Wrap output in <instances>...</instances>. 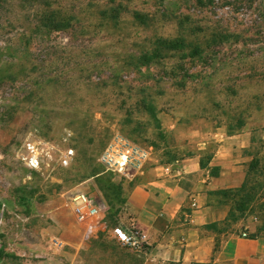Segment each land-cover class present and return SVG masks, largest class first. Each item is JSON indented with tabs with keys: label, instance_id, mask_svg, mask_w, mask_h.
<instances>
[{
	"label": "rangeland",
	"instance_id": "1",
	"mask_svg": "<svg viewBox=\"0 0 264 264\" xmlns=\"http://www.w3.org/2000/svg\"><path fill=\"white\" fill-rule=\"evenodd\" d=\"M52 11L66 28L45 26ZM176 37L185 38L182 51L143 62L157 39ZM236 135L252 141L249 187L264 199V0H0L4 263L70 264L75 249L65 243H75L78 229L80 240L97 247L86 261L107 263L103 242L119 212L109 188L139 172L121 176L102 164L117 138L145 154L144 169L206 158L222 136ZM41 139L55 148L43 175L19 159L25 143ZM79 193L102 206L89 223L74 214L71 198ZM88 224L98 239L83 240ZM116 248V264L143 262Z\"/></svg>",
	"mask_w": 264,
	"mask_h": 264
},
{
	"label": "crops",
	"instance_id": "2",
	"mask_svg": "<svg viewBox=\"0 0 264 264\" xmlns=\"http://www.w3.org/2000/svg\"><path fill=\"white\" fill-rule=\"evenodd\" d=\"M220 141L203 167L201 157L195 156L149 166L123 179L125 201L116 226L137 232L144 247L118 249L139 256L141 264H264V199L257 194L242 212L238 210L253 161L246 151L252 141L245 135L222 136ZM245 159L249 161L244 177ZM213 168H218L216 176L211 175ZM81 232H75L74 244L65 243L67 250L75 249L70 264H90V251L95 258L97 247L80 240ZM91 239H98L94 232ZM103 244L106 264H116L119 252L112 231ZM4 249L0 247V264H7Z\"/></svg>",
	"mask_w": 264,
	"mask_h": 264
},
{
	"label": "built area",
	"instance_id": "3",
	"mask_svg": "<svg viewBox=\"0 0 264 264\" xmlns=\"http://www.w3.org/2000/svg\"><path fill=\"white\" fill-rule=\"evenodd\" d=\"M54 152V146L46 140L29 141L23 145L19 159L29 171L43 175L53 162ZM72 155V150H66L59 161L60 164L67 165ZM144 161L145 154L123 138H117L116 141L112 142L101 156V162L106 169L121 176H126L128 168L141 171ZM71 203L77 221L84 224L96 217L102 208L95 199L84 193L74 195L71 198ZM192 207H195L194 202ZM93 230L94 225L88 224L86 226L84 240H88L92 236ZM111 231L115 241L122 247L131 250H139L144 247L142 237L137 232H126L119 226H115ZM242 236L246 237V234H242Z\"/></svg>",
	"mask_w": 264,
	"mask_h": 264
},
{
	"label": "trees",
	"instance_id": "4",
	"mask_svg": "<svg viewBox=\"0 0 264 264\" xmlns=\"http://www.w3.org/2000/svg\"><path fill=\"white\" fill-rule=\"evenodd\" d=\"M118 16H119L118 11L112 10V13L110 14V17L112 18V20L117 21ZM134 16L136 19L144 23L143 18L140 14H135ZM45 26H49L55 31H61L64 28H66V22L59 15L56 16V11H52L49 13V15H46L45 17ZM185 46H186V41L184 37H176L173 39H157L153 43L152 51L148 55L145 54L141 59L143 60L145 64H147V63L152 62L153 60L157 61V60L163 59L170 52H176V51L180 52L185 48ZM144 107L147 113L153 119L156 125V128L159 130L160 124L156 118V113L154 111L153 106L151 104H148V105H144ZM209 158H210V155L206 158L201 157L200 166L203 167L205 164L204 162L207 161ZM256 165H257V162L254 161L253 159V161L250 163L249 171H252V169H255ZM217 170L218 168H213L211 170V175L216 176ZM122 183H123V180L121 179V182L117 184L112 185L111 183V187L109 188L110 191H113L115 193V196H116L115 201H116V205L118 209L120 208V205L123 204L125 201L124 194L122 191ZM249 186L250 185H248V178H247L246 182L242 185V188H241V192H243L244 194L243 196H241L238 202V210L241 212L247 207V205L250 202L254 200V197L257 191L255 187H249Z\"/></svg>",
	"mask_w": 264,
	"mask_h": 264
}]
</instances>
